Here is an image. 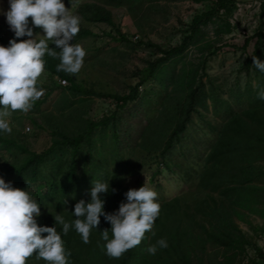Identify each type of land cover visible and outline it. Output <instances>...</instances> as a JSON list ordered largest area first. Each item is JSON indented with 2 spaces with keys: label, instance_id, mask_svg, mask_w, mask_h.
<instances>
[{
  "label": "trees",
  "instance_id": "trees-1",
  "mask_svg": "<svg viewBox=\"0 0 264 264\" xmlns=\"http://www.w3.org/2000/svg\"><path fill=\"white\" fill-rule=\"evenodd\" d=\"M127 1L106 0L110 5ZM191 1L207 2L208 7L192 15L179 42L165 47L150 40L139 39L133 43L114 24L108 8L94 2L80 3L74 13L82 20L105 23L111 27L112 32L108 34L112 40L132 46L144 45L153 48L157 55L132 72L133 83L126 84L120 92H110L96 91L92 84L85 86L75 74L58 72L55 67L58 58L45 54L44 71L49 81L42 83L46 89L41 98L43 100L38 98L33 102L32 109L39 111L40 104L58 87L71 96L70 101L65 96L59 101L58 117L41 110L39 120L28 117L30 124L47 132L48 144L40 149L29 147L22 129L11 127L10 133L0 134V152H8V157L0 154V176L5 181H11L13 187L31 190L30 194L41 208L37 222L46 226L53 225V216L58 213L71 222L73 217L70 212L75 202L81 198L89 199L88 189L92 180H108L110 190L104 194L103 207L106 212L117 209L124 199L123 193L133 188L124 184L129 171L126 153L139 152L150 162H155L156 166L161 164L169 171H172L171 162L185 164L177 170V176L183 184L191 183V188H182L164 199L156 197L160 202L159 216L138 245L127 249L119 257L106 255L99 231L110 225L101 217L97 230L90 233L88 243H83L79 234L71 228L67 235L62 236L72 264H233L243 246L239 235L234 234L237 228L235 217L240 220L245 214L264 217V100L256 95L258 89L264 88V73L252 66V55L264 60L263 21L260 18L253 35L244 39L246 46L254 38L252 51L242 65L247 79L245 86L236 87L232 96L240 104L247 101V105L236 109L220 97L206 70L209 58L223 45H216L215 41L231 31L232 25L225 14L231 10L234 0ZM71 2L64 0L65 7L69 8ZM259 9L261 17L264 0L260 2ZM210 25L215 37L212 40L206 37L205 30ZM8 28L7 24L0 22V44L6 45L13 36L11 31L7 32ZM38 29L36 27L33 31ZM93 34L88 26L80 24L73 39L77 42ZM189 52L195 56L188 57ZM149 81L157 84L160 99L156 101L155 111L150 112L146 107L143 109L140 116L143 123L134 131L137 140L129 144V129H136V125L126 123L123 129H119L120 112L128 103L139 98L140 87ZM92 95L111 104L100 117L90 118L83 114L82 103ZM76 97L79 99L72 101ZM207 100L211 101L213 116L209 115ZM76 102H81V109L72 106ZM72 110L77 113L74 111L73 114ZM193 115L213 137L206 150L199 152L196 149L193 152L195 159L192 154L191 159H183L185 153L181 151L166 160L174 146L182 144L187 126L193 122ZM66 117L72 119L71 123H67ZM107 125L117 160L112 171L105 160L97 156L96 148L93 149L94 130L97 129L99 134ZM120 133L124 134L122 138ZM120 139L124 149H121ZM189 161L191 165H188ZM153 174L148 178L149 183L153 182ZM152 188L156 191V187ZM160 237L166 238L168 246L158 248L155 255H149L145 247ZM26 264L46 262L33 255L26 259Z\"/></svg>",
  "mask_w": 264,
  "mask_h": 264
},
{
  "label": "rangeland",
  "instance_id": "rangeland-1",
  "mask_svg": "<svg viewBox=\"0 0 264 264\" xmlns=\"http://www.w3.org/2000/svg\"><path fill=\"white\" fill-rule=\"evenodd\" d=\"M263 0H234L231 10L225 15L231 23L232 28L230 33L220 35L219 40L215 44L222 43L221 49L213 54L208 61L206 70L211 76L213 85L217 86L218 93L222 99L227 100L232 107L239 108L247 105V101L241 104L232 96L236 87L243 88L247 77L243 64L253 48L254 38L250 44L244 45V39L253 35L261 18L263 21V43H264V11L259 17V5ZM83 2H94L108 8L112 13V19L120 31L124 33L133 43L141 39L142 41L150 40L162 47L173 45L182 38L183 31L186 30L187 24L195 13L204 11L208 7L207 2L195 3L191 0H131L120 5H110L106 0H72L69 6L70 11L75 12L77 6ZM132 3V4H131ZM7 0H0V9H7ZM30 20V17H29ZM0 22L7 24L3 15H0ZM81 24L88 26L93 32V35H88L77 42L80 43L85 51L84 64L78 73H75L78 80H83L85 86L92 84L96 91H116L120 92L126 88V84L133 83L134 77H131L132 72L136 68L142 67L147 59L154 58L157 53L151 48L144 45L126 44L116 42L111 39L108 32H112L111 27L105 23H91L81 19ZM206 37L214 39L211 25L206 29ZM7 32H10L9 28ZM41 32V29L35 30ZM26 37H24L25 39ZM19 40H22L19 38ZM191 52V51H190ZM188 53V57L195 56ZM39 85L44 89L42 96L45 94V86L42 83H48L46 72L43 71L37 78ZM254 85V81H251ZM67 97L70 101V94L63 88L54 89L40 104L41 112H50L53 116L58 117L57 107L61 105V98ZM76 97L72 101L78 100ZM160 99L158 94V86L154 82H147L139 89V98L134 102H130L120 112L122 116L118 122V128L123 129L126 123H135L136 129L131 127L127 140L132 144L135 139L136 131L140 128L143 121L141 114L146 107L150 112L155 111L157 107L156 101ZM244 100V99H242ZM81 103V102H80ZM80 103H73V107H81ZM210 100H207L209 115L213 116ZM84 104V112L88 117H100L111 107L108 100H104L98 96L92 95L86 98ZM78 105V106H77ZM83 108V106H82ZM81 109V108H79ZM40 110L30 109L27 112L13 111L8 119L10 127L22 129L25 134L26 144L29 147L37 149L48 144L49 135L46 131L33 126L28 121V117H34L39 120ZM73 114L76 112L72 110ZM75 111V112H74ZM77 113V112H76ZM67 118V117H66ZM64 119V122L66 121ZM67 123H71L72 119L67 118ZM56 118H54V121ZM22 122L24 127L22 128ZM28 127V129L26 128ZM27 129V130H26ZM121 138L124 135L120 133ZM213 138L209 134L201 121L196 115H193V122L187 126L186 134L182 140V144H176L170 154L166 156V160L171 156H177L179 152L185 153L183 159L187 157L195 159L193 152L197 149L199 152H204L207 148L209 140ZM94 147L96 154L102 160H105L109 169H113L116 163L115 145L111 139L109 125H107L98 134L97 129L93 134ZM121 140V139H120ZM121 140V149H124ZM3 153V152H2ZM0 152V154L2 155ZM132 153V154H131ZM95 154V155H96ZM201 154V153H200ZM0 155V156H1ZM3 156L8 157V152L3 153ZM125 157L128 160V174L124 178V184L133 188H138L144 182L151 187H156L157 197L164 199L179 192L182 188H191V183L183 184L178 180L177 170L182 165L172 163V171L162 168L161 164L156 166L155 162H150L147 156H143L139 152L126 153ZM125 159V158H124ZM126 160V159H125ZM1 162V158H0ZM195 162V161H193ZM191 165L189 161L188 165ZM196 168L198 165L193 163ZM160 171L155 172L156 169ZM153 182L149 183L148 178L153 173ZM264 182V179L262 180ZM154 185V186H153ZM30 193V189L28 190ZM236 229L235 235H239L242 240V250L234 259L233 264H264V217L256 214H245L243 220L235 217ZM221 259L220 257L218 258Z\"/></svg>",
  "mask_w": 264,
  "mask_h": 264
},
{
  "label": "clouds",
  "instance_id": "clouds-1",
  "mask_svg": "<svg viewBox=\"0 0 264 264\" xmlns=\"http://www.w3.org/2000/svg\"><path fill=\"white\" fill-rule=\"evenodd\" d=\"M7 3V9H0V15L4 16L13 36L6 45L0 44V134L12 131L8 119L11 112L29 111L43 94L37 78L44 71L45 54L58 58L55 66L58 72L69 74L80 71L86 55L84 47L73 39L81 17L70 11L71 7L66 8L64 0H7ZM36 27L43 34H34ZM20 37L26 38L16 39ZM252 66L264 73V60L255 55H252ZM256 95L264 100V88L258 89ZM109 190L108 180H92L89 199L75 202L70 212L71 222L58 213L53 216V225L46 226L38 224L40 204L27 188L13 187L11 181L0 176V264H26V259L33 255L46 264H72L62 236L71 228L83 243H88L101 217L110 225L99 231L106 255L119 257L138 245L159 216L156 191L145 182L138 188H129L117 209L106 212L104 194ZM167 246L166 238L160 237L144 250L155 255L158 248Z\"/></svg>",
  "mask_w": 264,
  "mask_h": 264
}]
</instances>
